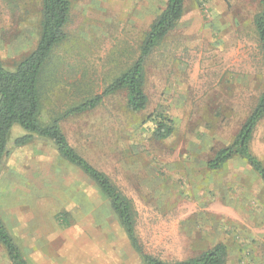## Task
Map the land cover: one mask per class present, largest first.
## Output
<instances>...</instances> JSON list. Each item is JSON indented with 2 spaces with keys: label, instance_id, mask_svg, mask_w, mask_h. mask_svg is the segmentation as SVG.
Masks as SVG:
<instances>
[{
  "label": "rangeland",
  "instance_id": "rangeland-1",
  "mask_svg": "<svg viewBox=\"0 0 264 264\" xmlns=\"http://www.w3.org/2000/svg\"><path fill=\"white\" fill-rule=\"evenodd\" d=\"M67 38L45 76L41 121L101 93L138 56L168 0H69ZM182 16L145 63L148 106L130 113L124 93L64 118L69 144L132 202L143 251L163 262L197 257L216 244L225 264H264V185L235 158L206 167L228 146L264 88L254 18L259 0H182ZM41 0H0V62L9 71L36 48ZM77 87V91L73 87ZM173 135L152 136L158 114ZM14 125L0 172V217L28 264H145L105 197L49 140L25 146ZM264 166V120L251 142ZM0 264H10L0 244Z\"/></svg>",
  "mask_w": 264,
  "mask_h": 264
},
{
  "label": "trees",
  "instance_id": "trees-1",
  "mask_svg": "<svg viewBox=\"0 0 264 264\" xmlns=\"http://www.w3.org/2000/svg\"><path fill=\"white\" fill-rule=\"evenodd\" d=\"M259 4L261 12L254 18V27L264 64V0H259ZM70 6L69 0H41L39 35L35 50L23 58L14 71L5 69L0 62V172L9 156L7 145L11 129L18 125L26 134L16 139V146H25L35 138L49 140L62 159L74 165L95 185L117 217L132 249L139 254L145 264H225L227 249L221 243L197 257L179 262H163L146 254L135 233V212L131 200L107 174L94 167L69 144L60 125L64 118L92 112L102 105L105 99L120 93H124L125 107L130 113L139 114L146 110L148 106V97L144 89L146 59L178 24L182 16L183 1H167L166 8L144 35L135 61L129 68L115 75L101 93L74 103L64 111V114L52 116L45 124L41 121L42 96L52 82V78L45 76V70L54 49L67 38L65 28L69 20ZM73 89L77 91V87L74 86ZM263 120L264 88L233 141L218 150L207 161V169L219 170L230 160L239 158L246 161L264 185V166L251 151L254 132ZM152 124V136L157 141L170 138L175 131L174 120L161 113L152 120ZM0 244L5 249L10 264H28L1 217Z\"/></svg>",
  "mask_w": 264,
  "mask_h": 264
},
{
  "label": "crops",
  "instance_id": "crops-1",
  "mask_svg": "<svg viewBox=\"0 0 264 264\" xmlns=\"http://www.w3.org/2000/svg\"><path fill=\"white\" fill-rule=\"evenodd\" d=\"M243 264H256V262H249V259H245ZM259 264V263H258Z\"/></svg>",
  "mask_w": 264,
  "mask_h": 264
}]
</instances>
